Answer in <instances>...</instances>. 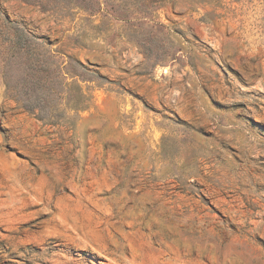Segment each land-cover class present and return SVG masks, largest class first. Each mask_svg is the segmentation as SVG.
Here are the masks:
<instances>
[{"label": "rangeland", "instance_id": "374dc122", "mask_svg": "<svg viewBox=\"0 0 264 264\" xmlns=\"http://www.w3.org/2000/svg\"><path fill=\"white\" fill-rule=\"evenodd\" d=\"M0 264H264V0H0Z\"/></svg>", "mask_w": 264, "mask_h": 264}]
</instances>
